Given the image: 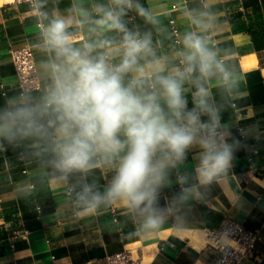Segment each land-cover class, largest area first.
<instances>
[{"label":"clouds","instance_id":"clouds-1","mask_svg":"<svg viewBox=\"0 0 264 264\" xmlns=\"http://www.w3.org/2000/svg\"><path fill=\"white\" fill-rule=\"evenodd\" d=\"M212 8L183 11L188 27L169 57L154 39L166 26L141 0H73L65 11L27 0L41 87L0 101V150L43 167L70 193L73 219L118 205L143 236L186 226L231 181L247 134L225 119L240 77L209 41ZM130 12L153 29L129 27ZM77 20L87 39H76ZM101 168L102 187L90 179Z\"/></svg>","mask_w":264,"mask_h":264},{"label":"crops","instance_id":"crops-1","mask_svg":"<svg viewBox=\"0 0 264 264\" xmlns=\"http://www.w3.org/2000/svg\"><path fill=\"white\" fill-rule=\"evenodd\" d=\"M92 0H84L86 5ZM60 11L73 0H52ZM151 7L167 31L154 30L162 55L171 57L175 44L172 26L180 34L188 27L185 9L208 8L215 12L209 25V41L222 58L235 65L240 95L226 120L245 129L244 147L237 153L230 182L202 205H196L184 227L169 223L155 235L139 234L118 205L95 216L73 219L70 193L35 161L18 157L12 149L0 150V264H106L107 255L137 251L147 264H213L215 252L196 250L178 232L215 229L224 219L238 222L248 231L259 230L261 240L241 264H264V0H141ZM129 27L153 29L134 12ZM77 40L88 33L74 22ZM35 25L27 4L0 0V101L19 90L11 50L33 48ZM41 82L40 52L33 48ZM236 129H234L235 131ZM110 178L106 168L90 177L99 186ZM242 197L243 208L236 206ZM114 216L116 221L114 220ZM184 239H181V238Z\"/></svg>","mask_w":264,"mask_h":264},{"label":"built area","instance_id":"built-area-1","mask_svg":"<svg viewBox=\"0 0 264 264\" xmlns=\"http://www.w3.org/2000/svg\"><path fill=\"white\" fill-rule=\"evenodd\" d=\"M6 4H27V0H4ZM175 38V44H179L177 28H171ZM10 55L14 64L18 88L41 87L37 75L32 47H24L11 50ZM114 220L116 218L114 216ZM203 233L204 246L215 252L213 264H241L247 253L254 250L261 240L260 231H248L238 222L224 219L217 228L201 231ZM106 264H147V260L137 251H125L118 254L107 255Z\"/></svg>","mask_w":264,"mask_h":264},{"label":"bare ground","instance_id":"bare-ground-1","mask_svg":"<svg viewBox=\"0 0 264 264\" xmlns=\"http://www.w3.org/2000/svg\"><path fill=\"white\" fill-rule=\"evenodd\" d=\"M181 232H178L177 234H178V237L179 236H181V237H186V238H188L189 239V241H190V245L194 248V249H196V250H201V248L204 246V245H202V243H199V242H197V238H196V236H194V233H192V232H182V230H180ZM180 237V238H181ZM184 238H181V239H184ZM185 238V239H186Z\"/></svg>","mask_w":264,"mask_h":264},{"label":"rangeland","instance_id":"rangeland-1","mask_svg":"<svg viewBox=\"0 0 264 264\" xmlns=\"http://www.w3.org/2000/svg\"><path fill=\"white\" fill-rule=\"evenodd\" d=\"M192 233H193V232H192ZM194 236H196V238H197V242L202 243V245L205 244L204 239H203V233H202L201 231H199V232H195V233H194Z\"/></svg>","mask_w":264,"mask_h":264}]
</instances>
